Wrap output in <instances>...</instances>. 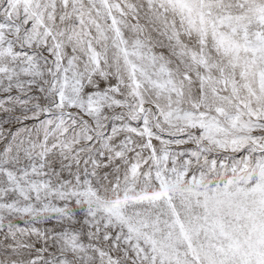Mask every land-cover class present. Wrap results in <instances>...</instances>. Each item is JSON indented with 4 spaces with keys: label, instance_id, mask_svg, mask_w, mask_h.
Listing matches in <instances>:
<instances>
[{
    "label": "snow or ice",
    "instance_id": "snow-or-ice-1",
    "mask_svg": "<svg viewBox=\"0 0 264 264\" xmlns=\"http://www.w3.org/2000/svg\"><path fill=\"white\" fill-rule=\"evenodd\" d=\"M0 264H264V0H0Z\"/></svg>",
    "mask_w": 264,
    "mask_h": 264
}]
</instances>
